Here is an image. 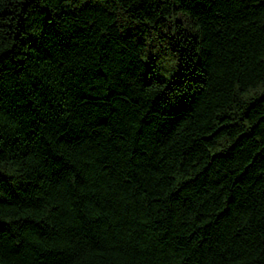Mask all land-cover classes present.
Instances as JSON below:
<instances>
[{"label":"trees","instance_id":"16d2710c","mask_svg":"<svg viewBox=\"0 0 264 264\" xmlns=\"http://www.w3.org/2000/svg\"><path fill=\"white\" fill-rule=\"evenodd\" d=\"M0 264H264V0H0Z\"/></svg>","mask_w":264,"mask_h":264}]
</instances>
